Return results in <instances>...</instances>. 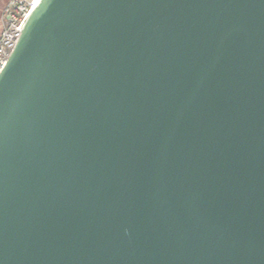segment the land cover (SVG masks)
I'll use <instances>...</instances> for the list:
<instances>
[{"label":"water","instance_id":"water-1","mask_svg":"<svg viewBox=\"0 0 264 264\" xmlns=\"http://www.w3.org/2000/svg\"><path fill=\"white\" fill-rule=\"evenodd\" d=\"M0 71V264H264V0H37Z\"/></svg>","mask_w":264,"mask_h":264},{"label":"built area","instance_id":"built-area-1","mask_svg":"<svg viewBox=\"0 0 264 264\" xmlns=\"http://www.w3.org/2000/svg\"><path fill=\"white\" fill-rule=\"evenodd\" d=\"M36 1L7 0L4 3L0 18V71L21 34V23Z\"/></svg>","mask_w":264,"mask_h":264},{"label":"rangeland","instance_id":"rangeland-1","mask_svg":"<svg viewBox=\"0 0 264 264\" xmlns=\"http://www.w3.org/2000/svg\"><path fill=\"white\" fill-rule=\"evenodd\" d=\"M7 0H0V18H1V10L3 8V5L4 3L6 2Z\"/></svg>","mask_w":264,"mask_h":264}]
</instances>
